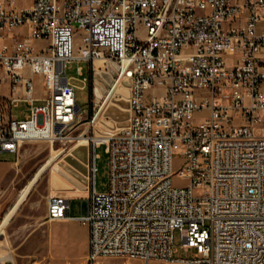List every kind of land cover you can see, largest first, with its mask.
<instances>
[{
	"label": "built area",
	"instance_id": "obj_1",
	"mask_svg": "<svg viewBox=\"0 0 264 264\" xmlns=\"http://www.w3.org/2000/svg\"><path fill=\"white\" fill-rule=\"evenodd\" d=\"M95 60L128 81L129 118L88 139L87 212L51 195L48 221L87 227L86 264H264V0H0V151L67 139L83 110L66 69ZM21 103L22 118L10 112Z\"/></svg>",
	"mask_w": 264,
	"mask_h": 264
},
{
	"label": "rangeland",
	"instance_id": "obj_2",
	"mask_svg": "<svg viewBox=\"0 0 264 264\" xmlns=\"http://www.w3.org/2000/svg\"><path fill=\"white\" fill-rule=\"evenodd\" d=\"M27 1V0H26ZM43 42H36L39 47ZM101 63V67L98 68ZM227 63L232 65L234 57L229 56ZM83 68V77L78 68ZM71 83L75 86V98L78 114L75 124L68 129L67 139L54 143L49 141L24 142L17 154L0 151V255L11 257L15 264H86L87 228L76 220L48 221L46 218L47 199L51 195L87 197L90 185L89 138L99 137L126 124L129 117L125 105L128 97L127 86L115 92L109 99L101 115H95L112 85L116 81V64L112 61L95 60L92 62L72 61L66 69ZM126 96V97H125ZM25 108L20 104L13 108V114ZM204 116L196 114L195 122H201ZM82 141L78 142V138ZM95 139V138H94ZM97 139V138H96ZM54 153H52V148ZM96 191L106 192L109 183V157L105 146L97 148ZM184 164L181 155H175L173 167ZM47 165V167H46ZM44 171L19 200L21 191L35 176L38 169ZM182 182L175 179L174 184ZM81 202H83L81 210ZM71 215L79 216L87 212V200L71 198ZM176 243H179L176 235ZM194 251H182L177 257H191ZM101 264H126L117 258L100 259ZM129 264H143L131 260ZM149 264H166L151 261Z\"/></svg>",
	"mask_w": 264,
	"mask_h": 264
},
{
	"label": "bare ground",
	"instance_id": "obj_3",
	"mask_svg": "<svg viewBox=\"0 0 264 264\" xmlns=\"http://www.w3.org/2000/svg\"><path fill=\"white\" fill-rule=\"evenodd\" d=\"M99 67H101V63L99 64L98 68H99ZM119 86H120V85L117 84L116 81H115V83L112 85L111 89L109 90V93H108V95H107V97H106V100H105L104 103L101 105L100 110H99V111L97 112V114L95 115V120H97L98 117L101 115V112L103 111V109L105 108V106H107V103H108L109 99L112 97V95H114L116 91H118V90H121V91H122V89L125 88V87H122V86L119 87ZM127 89H128V88H127ZM125 97H126V96H125ZM82 140H83L82 137H79V138H78V142H81ZM97 140H98V139H97ZM51 148H52V153H54V149H55V148H53L52 146H51ZM46 167H47V165H46ZM44 169H45V166H44V167H41L40 169H38V171H37V173L35 174V176L29 181V183L26 185V187L21 191V195H20L19 200H21V199L25 196V194L27 193L28 189H29V188L31 187V185L37 180L38 176L44 171Z\"/></svg>",
	"mask_w": 264,
	"mask_h": 264
},
{
	"label": "crops",
	"instance_id": "obj_4",
	"mask_svg": "<svg viewBox=\"0 0 264 264\" xmlns=\"http://www.w3.org/2000/svg\"><path fill=\"white\" fill-rule=\"evenodd\" d=\"M5 1L6 2H10L11 0H5ZM14 1H15L16 5L19 6V7H30V5H31L33 0H27V1L26 0H14ZM18 32L26 33L27 31H26V28H22V29L18 30ZM35 95L37 97H41L42 96V94L40 93V87L37 88ZM24 106H25V108L22 111H20L19 113H15V114H13V108H12L11 111H10L11 114L12 115H17L18 114V115H20L21 118L25 117L27 115V110H26V105L25 104H24ZM64 196L69 199V202H70L71 198H73V197L81 198L82 200L86 199L87 200V210H88V196L87 197H82V196H71L70 197L68 195H64ZM82 206H83V202H81V210H82ZM70 212H71V204H70ZM70 215H71V213H70ZM88 248H89V242H88V229H87V250H88Z\"/></svg>",
	"mask_w": 264,
	"mask_h": 264
},
{
	"label": "water",
	"instance_id": "obj_5",
	"mask_svg": "<svg viewBox=\"0 0 264 264\" xmlns=\"http://www.w3.org/2000/svg\"><path fill=\"white\" fill-rule=\"evenodd\" d=\"M126 86L128 85V81H124L123 82ZM128 108H129V102L127 101L126 104H125ZM129 118V117H128Z\"/></svg>",
	"mask_w": 264,
	"mask_h": 264
}]
</instances>
